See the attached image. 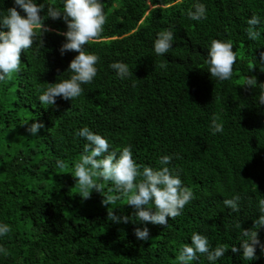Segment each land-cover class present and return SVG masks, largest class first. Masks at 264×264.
<instances>
[{
    "label": "trees",
    "instance_id": "trees-1",
    "mask_svg": "<svg viewBox=\"0 0 264 264\" xmlns=\"http://www.w3.org/2000/svg\"><path fill=\"white\" fill-rule=\"evenodd\" d=\"M45 2L60 7V0ZM102 2L104 31L85 45L100 57L98 74L82 85L80 97H58L52 106L38 100L49 83L70 78L66 70L78 55L60 53L65 37L58 32L67 30L62 18L45 16L50 30L37 29L33 46L21 54V71L0 82V223L11 228L0 238L7 250L0 264H177L193 232L206 235L212 247L229 248L216 264H264L259 245L253 261L231 251L241 246L243 230L255 228L264 199V105L259 87L244 85L248 76L264 83V23L257 40L246 31L254 14L264 21V0H200L207 19L199 22L188 17L197 0ZM12 6L13 0H0V12ZM169 28L173 47L156 55L154 40ZM213 39L233 43L237 62L230 80L207 71ZM117 61L133 74L120 79L110 68ZM214 118L223 133L212 134ZM35 122L43 127L31 136L26 129ZM84 126L106 137L110 151L131 146L139 165L160 168V157L173 156L170 169L194 193L181 215L169 217L168 225L147 223L150 238L141 241L134 230L144 224L108 218V210L129 217L135 212L123 197L102 203L118 195L111 182L94 177L102 192L93 189L82 198L72 173L86 143L74 133ZM236 196L239 209L233 211L224 201ZM256 231L264 244V226ZM193 264H209L206 254Z\"/></svg>",
    "mask_w": 264,
    "mask_h": 264
},
{
    "label": "clouds",
    "instance_id": "clouds-1",
    "mask_svg": "<svg viewBox=\"0 0 264 264\" xmlns=\"http://www.w3.org/2000/svg\"><path fill=\"white\" fill-rule=\"evenodd\" d=\"M45 8V15H41ZM21 11L25 15H22ZM45 16L53 20L62 18L67 25L66 31L58 32L65 37L60 48L61 55L69 51L78 53L66 70L71 73L70 78L49 83V86L41 90L38 96V100L44 106H52L56 104L58 97L64 100L80 97L84 92L82 85L92 83L97 76L100 57L87 51L85 45L98 38L104 31L107 16L102 0H60V7L49 5L45 0L39 3L38 0H13L12 7L7 8L6 12H0V82L10 80L13 74L21 71V54L33 46L37 29L42 33L50 30L44 24ZM188 17L197 22L207 19L206 5L197 0L193 10L188 12ZM247 23L249 25L246 30L247 38L257 40L262 34L258 26L264 21L259 15L254 14ZM175 38L171 28L160 31L153 43L155 54L162 56L168 53L173 47ZM40 45L43 47L41 39ZM236 62L237 56L232 41L220 39L211 41L205 60L211 78L218 81L230 80ZM259 62L264 65V52H261ZM110 68L122 80L133 74L128 64L122 61L111 63ZM244 85L259 87L258 103L264 105V83H258L255 76H248ZM42 127V123L35 122L30 124L26 131L31 136H36ZM211 131L213 135L224 131L223 124L217 118L212 120ZM74 135L86 140L83 145V155L75 163L72 173L77 178L75 185L79 188L78 194L87 199L93 189L102 192L101 184L94 177L104 182H111L118 195H106L102 203L105 206L114 205L123 197L127 201L126 204L132 206L135 212L129 217L119 216L113 210H108V218L116 223H127L132 219L133 222L144 224L143 228L137 227L134 230L138 240H149L150 231L146 226L147 223L168 225V218L174 220L180 216L185 206L194 198L193 191L184 184L180 172L170 169L173 156L160 157L159 163L163 167L153 168L137 164L131 146L110 151L109 140L87 126L78 128ZM57 164L60 168L64 167L63 161H58ZM239 199V196L226 199L224 204L233 211H238ZM259 210L261 215L254 222L255 228L242 231L241 235L244 238L239 248L235 244L231 246L233 253H242L243 259L247 261L258 258L256 255L258 245L264 251V244H261L256 231L264 226V199L259 201ZM10 231L8 224L0 223V238L5 237ZM190 239L191 243L184 244L175 257L177 264H193V261L199 259L200 254H206L209 264H216L229 249L226 245L212 247L208 237L200 232H193ZM0 254L7 255V250L3 246H0Z\"/></svg>",
    "mask_w": 264,
    "mask_h": 264
}]
</instances>
